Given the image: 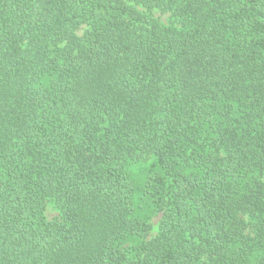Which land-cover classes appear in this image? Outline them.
Returning <instances> with one entry per match:
<instances>
[{
    "label": "trees",
    "instance_id": "1",
    "mask_svg": "<svg viewBox=\"0 0 264 264\" xmlns=\"http://www.w3.org/2000/svg\"><path fill=\"white\" fill-rule=\"evenodd\" d=\"M263 178L264 0H0V264H264Z\"/></svg>",
    "mask_w": 264,
    "mask_h": 264
},
{
    "label": "rangeland",
    "instance_id": "2",
    "mask_svg": "<svg viewBox=\"0 0 264 264\" xmlns=\"http://www.w3.org/2000/svg\"><path fill=\"white\" fill-rule=\"evenodd\" d=\"M153 14L156 18H158L160 21L170 24L171 22V16L170 12L167 11H161L159 9H155L153 11ZM87 28L86 25H82L81 28L78 30V33L81 35ZM151 160L149 159H143L141 162L135 163L132 165V171L134 172V175L137 179H140L142 177L143 173L146 171V169L150 166ZM264 179V178H263ZM48 216L51 218L54 215H56V211L49 209L47 211ZM151 221L154 224L153 229V235L157 234L158 226H159V216H153Z\"/></svg>",
    "mask_w": 264,
    "mask_h": 264
}]
</instances>
